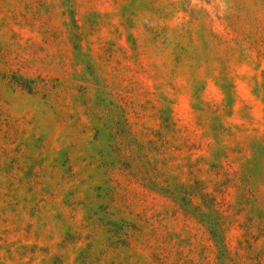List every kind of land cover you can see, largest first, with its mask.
I'll list each match as a JSON object with an SVG mask.
<instances>
[{"label": "rangeland", "instance_id": "1", "mask_svg": "<svg viewBox=\"0 0 264 264\" xmlns=\"http://www.w3.org/2000/svg\"><path fill=\"white\" fill-rule=\"evenodd\" d=\"M0 264H264V0H0Z\"/></svg>", "mask_w": 264, "mask_h": 264}, {"label": "trees", "instance_id": "2", "mask_svg": "<svg viewBox=\"0 0 264 264\" xmlns=\"http://www.w3.org/2000/svg\"><path fill=\"white\" fill-rule=\"evenodd\" d=\"M215 246L217 248V251L219 252L221 261L226 262L229 257V251L227 249V245L222 232H217L215 234Z\"/></svg>", "mask_w": 264, "mask_h": 264}]
</instances>
